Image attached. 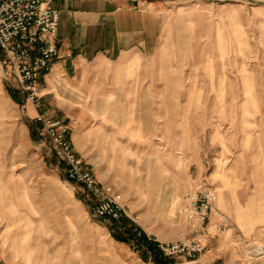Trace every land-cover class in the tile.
<instances>
[{"label":"rangeland","instance_id":"obj_1","mask_svg":"<svg viewBox=\"0 0 264 264\" xmlns=\"http://www.w3.org/2000/svg\"><path fill=\"white\" fill-rule=\"evenodd\" d=\"M162 1L176 18V42L167 32L159 56L122 78L109 110L87 109L93 96L63 79L40 108L69 125L77 150L123 194L130 220L147 236L185 238L186 196L197 180L212 184L228 210L216 203L206 251L158 257L134 237L118 238L113 222L95 219L93 196L67 179L28 101L0 68V256L7 264H159L155 257L161 264H264V4ZM69 105L85 111L71 114ZM93 119L103 125L89 149ZM237 210L255 216L251 229ZM221 212L230 217L223 231Z\"/></svg>","mask_w":264,"mask_h":264},{"label":"built area","instance_id":"obj_2","mask_svg":"<svg viewBox=\"0 0 264 264\" xmlns=\"http://www.w3.org/2000/svg\"><path fill=\"white\" fill-rule=\"evenodd\" d=\"M53 0H0V68L3 75L21 92L28 102L41 107L42 86L59 56L56 38L61 12ZM50 150L61 161L67 179L78 183L94 198L92 216L105 224L113 222L120 229L131 219L123 194L113 185L102 183L92 164L77 150L69 125L60 119L48 118L41 111L36 117ZM219 198L215 187L197 180L186 196L182 213L189 223V234L178 241H159L146 235L163 257L195 258L202 255L210 239L211 214ZM230 219L222 216L216 227L223 231ZM139 238L143 231L135 228ZM0 264H7L0 256Z\"/></svg>","mask_w":264,"mask_h":264},{"label":"crops","instance_id":"obj_3","mask_svg":"<svg viewBox=\"0 0 264 264\" xmlns=\"http://www.w3.org/2000/svg\"><path fill=\"white\" fill-rule=\"evenodd\" d=\"M52 5L61 12L56 38L59 56L44 78L43 97L53 94L58 80L63 79L71 82L77 94L93 96L95 102L87 109L109 110V96L123 93L120 90L122 78L132 77L142 62L159 56L164 39L170 35L167 32L173 31L176 42L177 21L170 17V5L162 0H53ZM128 93H136L135 87ZM26 110L36 119L42 108L27 102ZM79 111L83 114L85 108L69 105L71 114ZM92 122H95L92 128H96L88 131L89 149L95 143L91 134L101 132L99 127L103 125L100 119ZM113 147L117 148L115 144ZM218 176L228 184L227 175ZM220 196H224L222 192ZM217 206L228 210L218 202ZM261 215L264 219V212ZM222 216L230 219L223 212ZM236 216L248 230L256 223L255 216L248 211L237 210Z\"/></svg>","mask_w":264,"mask_h":264},{"label":"trees","instance_id":"obj_4","mask_svg":"<svg viewBox=\"0 0 264 264\" xmlns=\"http://www.w3.org/2000/svg\"><path fill=\"white\" fill-rule=\"evenodd\" d=\"M135 228H137V226L130 220V219H126L125 220V223H124V226H123V228H121V230L119 231V229H118V235H117V237L118 238H120V236L122 235V234H127L129 237H134V238H136V239H138V242H139V246H143V245H146V247H148V251H150V252H152L153 254H155V256H160V257H162L158 252H157V250H156V246H154L153 244H150V243H148V241H147V239H146V234L145 233H143V236H141L140 238H139V236H138V233H137V231L135 230ZM117 234V233H116ZM147 254V253H146ZM144 256H146L145 255V253H144ZM155 259H156V261L159 263V264H161V263H163L161 260H160V258H156L155 257Z\"/></svg>","mask_w":264,"mask_h":264},{"label":"bare ground","instance_id":"obj_5","mask_svg":"<svg viewBox=\"0 0 264 264\" xmlns=\"http://www.w3.org/2000/svg\"><path fill=\"white\" fill-rule=\"evenodd\" d=\"M213 1H218V0H213ZM220 1H223V0H220ZM253 1V0H252ZM257 4H264V0H259V1H253ZM218 201V200H217ZM217 203V202H216ZM263 248H260V250H262ZM262 253H264V250L262 251Z\"/></svg>","mask_w":264,"mask_h":264}]
</instances>
